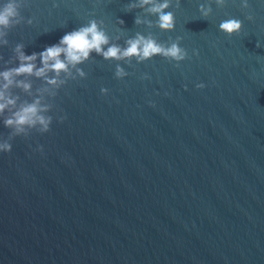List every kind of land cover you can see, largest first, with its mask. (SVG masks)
<instances>
[{
	"label": "water",
	"instance_id": "95a60500",
	"mask_svg": "<svg viewBox=\"0 0 264 264\" xmlns=\"http://www.w3.org/2000/svg\"><path fill=\"white\" fill-rule=\"evenodd\" d=\"M135 2L20 0L2 29L0 73L19 67L17 46L42 52L92 19L105 50L140 33L179 38L188 57L93 52L71 75L48 73L64 83L14 77L16 103L0 113L13 146L0 152V264H264V0H169L174 31ZM231 18L234 36L219 29ZM37 100L51 130L16 135L5 120Z\"/></svg>",
	"mask_w": 264,
	"mask_h": 264
},
{
	"label": "clouds",
	"instance_id": "9594fccd",
	"mask_svg": "<svg viewBox=\"0 0 264 264\" xmlns=\"http://www.w3.org/2000/svg\"><path fill=\"white\" fill-rule=\"evenodd\" d=\"M179 3V0H177ZM19 5L20 0H7L0 7V35H3L2 29L10 27L13 20L20 16ZM244 7H248L247 0H244ZM171 4L169 0H164L163 3H159L158 0H137L135 3H130L128 8L129 11L134 8H146L148 12L158 16V27L165 31H174L176 26L175 14L171 11H166L170 8ZM200 11L203 13V17L207 18L208 11H204L203 5H200ZM210 11V9H209ZM251 20L252 17L248 16ZM29 23H32L29 20ZM103 21H97L92 19L88 24L79 27L76 30L67 32L57 44L48 46L44 51L39 53H33L32 55H26L23 52V46H17L18 58L20 65L17 68L10 69L0 76L3 77L4 91H0V113H3L10 105L14 106L16 101L6 96V91L11 87L15 81V76L21 75H34L38 78H45L49 84L57 85L58 83H64V81H58L56 78H49L48 73L54 72L57 77L61 73H70V68H75L78 64H82L89 60L92 53L103 56L106 60H125L135 57L138 62L153 59L156 56H163L170 58L176 62H181L188 57V53L184 50L179 43V38L166 47L162 43H158L152 37H145L144 35L137 33L135 38L129 39L126 43V47H120L118 45L108 46L105 50V46L110 44V37L106 31L101 28ZM123 24L124 21L120 20ZM135 23H142L139 17L136 18ZM219 29L226 33L228 36H234L243 30V22L236 18L224 20L220 23ZM7 43V41H5ZM259 48V45H256ZM40 60L42 66H37L35 61ZM179 63H177V66ZM80 75L84 76L85 73L82 70ZM128 73L119 65L117 66L115 76L117 78H123ZM19 86L23 87L26 91L30 89L31 85L19 82ZM198 88H204V84L197 85ZM105 95L108 93V89L104 88L101 90ZM46 109L40 108V101L37 100L35 103L27 104L19 111L13 113L12 117L5 120V125L9 128L15 129L16 135L24 134L26 128H35L37 125L40 126L41 133L49 132L50 125L52 124L53 118L46 117L41 114ZM67 117H61V122ZM12 144L8 142L0 143V152H11ZM40 151H43L41 146Z\"/></svg>",
	"mask_w": 264,
	"mask_h": 264
}]
</instances>
